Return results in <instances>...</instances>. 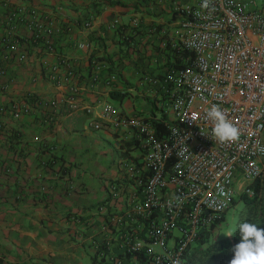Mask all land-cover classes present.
Here are the masks:
<instances>
[{"label":"built area","instance_id":"1","mask_svg":"<svg viewBox=\"0 0 264 264\" xmlns=\"http://www.w3.org/2000/svg\"><path fill=\"white\" fill-rule=\"evenodd\" d=\"M202 3L172 1L181 19L161 43L169 64L159 76H143L160 92L159 99L152 101L157 116L127 115L108 102L100 105L98 117L115 131L128 133L119 141H132L130 147L136 152L122 157L117 178L110 182L104 203L96 207L105 213L97 260L184 264L199 229L223 211L233 195L250 194L246 183L263 174L264 6L209 0L204 8ZM7 9L0 12L4 29L0 61L10 55L23 59L29 43L53 53L58 29L45 15L23 3ZM19 26L25 27L26 36L19 34ZM76 46L90 45L78 42ZM58 69L50 65L47 78L69 81L71 71ZM114 78L113 73L108 75V81ZM30 97L14 107V116L28 110ZM212 105H218L239 128L237 141L221 143L213 137V123L206 115ZM153 121L162 123L161 132Z\"/></svg>","mask_w":264,"mask_h":264},{"label":"crops","instance_id":"2","mask_svg":"<svg viewBox=\"0 0 264 264\" xmlns=\"http://www.w3.org/2000/svg\"><path fill=\"white\" fill-rule=\"evenodd\" d=\"M172 1L0 0V12L23 3L58 29L53 53L29 43L23 59L0 61V264H92L104 238L96 207L120 171L119 137H128L98 111L112 97L119 113L155 115L160 92L143 76L169 64L161 43L181 19ZM53 64L71 71L69 81L47 78ZM25 96L28 110L14 116Z\"/></svg>","mask_w":264,"mask_h":264},{"label":"trees","instance_id":"3","mask_svg":"<svg viewBox=\"0 0 264 264\" xmlns=\"http://www.w3.org/2000/svg\"><path fill=\"white\" fill-rule=\"evenodd\" d=\"M153 126L156 131L161 132L163 130L162 123L159 121H153ZM130 140H121V156L129 157L130 150L133 147ZM264 170V163H263ZM251 189V193L247 194L243 191L237 193V200L241 201L243 205L240 209H237L236 217L234 218V224L231 229H236L239 222L247 220L258 224V227L264 228V189L260 179H255L246 183ZM234 204V198L230 200V205ZM225 219V211H221L214 215L213 220L205 227L199 229L193 245L187 252L184 259V264H228L229 260L233 257L234 253L231 248L236 243L240 242V236L237 232H234L232 236H226L221 231V226ZM103 246V244L101 245ZM92 264L97 261V264L107 263L101 258L96 259L93 255ZM124 264V263H123Z\"/></svg>","mask_w":264,"mask_h":264},{"label":"clouds","instance_id":"4","mask_svg":"<svg viewBox=\"0 0 264 264\" xmlns=\"http://www.w3.org/2000/svg\"><path fill=\"white\" fill-rule=\"evenodd\" d=\"M208 6L209 0H203L202 7L207 8ZM206 115L213 123L212 135L216 140L225 143L239 139L241 134L239 128L218 105H212L206 111ZM197 118L191 117V120L194 121ZM259 179H262V176ZM221 194L227 195L223 193V190H221ZM227 208L228 206L223 211ZM237 231L240 242L232 246L231 251L234 255L228 264H264V228L258 227L257 223L244 220L238 223L236 229H230L223 234L232 236ZM175 264H179V261H176Z\"/></svg>","mask_w":264,"mask_h":264},{"label":"rangeland","instance_id":"5","mask_svg":"<svg viewBox=\"0 0 264 264\" xmlns=\"http://www.w3.org/2000/svg\"><path fill=\"white\" fill-rule=\"evenodd\" d=\"M246 2V5L248 7H253V6H264V0H241ZM126 97H124V102H122L121 106L124 108V106H126V101H125ZM108 101L110 103H112L115 108L118 107V103L117 100L109 97ZM261 183H262V188L264 189V170H263V175H262V179H260ZM234 198V204L230 205L226 210H225V219L224 222L221 226V231L222 233H226L228 230H230L233 227L234 224V218L236 217L237 214V209H240L243 205L241 204L240 200H237V196L233 195ZM225 231V232H224Z\"/></svg>","mask_w":264,"mask_h":264}]
</instances>
